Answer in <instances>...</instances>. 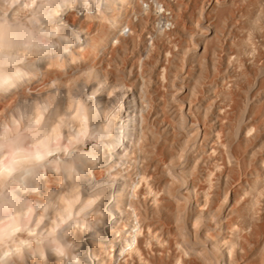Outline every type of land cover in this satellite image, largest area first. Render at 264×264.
<instances>
[{
  "label": "bare ground",
  "instance_id": "obj_1",
  "mask_svg": "<svg viewBox=\"0 0 264 264\" xmlns=\"http://www.w3.org/2000/svg\"><path fill=\"white\" fill-rule=\"evenodd\" d=\"M188 1L0 0V264H264V0Z\"/></svg>",
  "mask_w": 264,
  "mask_h": 264
},
{
  "label": "rangeland",
  "instance_id": "obj_2",
  "mask_svg": "<svg viewBox=\"0 0 264 264\" xmlns=\"http://www.w3.org/2000/svg\"><path fill=\"white\" fill-rule=\"evenodd\" d=\"M187 1H188V0H187ZM192 1H193V0H190V2H192ZM194 1H196V2H195L196 4L192 2L190 5L195 4V5H192V6H191V7H193L192 10L195 8L194 6L197 5V7L195 8V10L192 11V10H191V7H187V6H189V4H188L189 1L185 3V5L188 4V5H186V7H185L186 9H185V8H182V10H183V11H185V10H186V11H189L190 13L188 12V14L190 15L191 13H192V14L197 13V11H199V9H200V12H201V13L198 12L199 15H200V14H203L202 17H200L201 15L199 16L200 18H203V17H204V13H203V12H205V17L202 19V20H204V19H205V20H204V21H201V23L205 26V27L203 26L205 29L210 30V28L207 27V26L204 24V22L206 23V14H207V12H208L207 10H209V7L212 8V4H213L212 2H213V1L215 2V0H203L204 2H202L201 0H199V2H198V0H194ZM216 1H217V0H216ZM219 1H220V0H219ZM231 1H232V0H230V2H231ZM233 1H234V3H235V4L233 3L234 5H233V4H230V2H229V4L231 5L230 7L228 6V5H229V4H228L227 6H224V7H223V10H222V8H219V10L221 9V10H220L221 13H220V11H219L218 8H217V11H216L217 13H216V16H215V20H216L217 23H215V24H216L217 26H218V24H220L218 27H220L221 29H224V30H225V27H226V30H225V31L223 30V31L225 32V34H224V32L221 30V32H222V34H223L224 36H223V35H220V39H221L222 37H225V38L228 39V37L225 36V35H228L226 32L233 31L232 29L236 28V26H240V24H241L240 21H242V20H240V17H241L240 14H239V13H240V10H241L242 8L246 7V6H244V5H247V6H248V4L250 3L249 0H248V1L246 0V1H247V4H245L246 2H245L244 0H243L244 2H242L241 0H233ZM233 1H232V2H233ZM201 2H202V5H201ZM248 2H249V3H248ZM236 3H237V4H236ZM240 3H241V4H240ZM243 3H244V4H243ZM209 4H210L211 6H209ZM200 5L202 6V8H199V7H201ZM239 5H240V7H242V8H240ZM208 6H209V7H208ZM233 6H234V7L237 6V7H236V8H233ZM243 6H244V7H243ZM227 7H229V9H228ZM231 7H232V8H231ZM207 8H208V9H207ZM230 8H231V9H230ZM189 9H190V10H189ZM201 9H202V11H203V10H205V11L202 12ZM233 9H234V10H233ZM235 9H237V11H236ZM232 10H233V11H232ZM235 11H236V12H235ZM238 11H239V12H238ZM193 12H194V13H193ZM228 12H230V14H231V12H232L233 15H230ZM233 12H234V13H233ZM237 12H238V13H237ZM198 13H197V14H198ZM223 13H224V14H223ZM192 14H191V15H192ZM214 14H215V12H214ZM219 14H221V15H219ZM236 14H239L238 17H236V16H237ZM218 15H219L221 18H220ZM223 15H224L225 17H226V16H229V15H230V16L227 17V18H228V19H227V18H225ZM234 17H235V18H234ZM75 18H76V16L74 15V19H75ZM216 18H217V19H216ZM223 18H224V19H223ZM230 18H231V20H233V18H234L233 23H232L234 27H233V26L231 27L232 24L229 22ZM225 19H226V20H225ZM235 19H236V20H235ZM241 19H242V18H241ZM220 20H223V21L225 20V22L227 21V22L225 23L226 25H225V24H222V23H224L223 21H221L222 23H220ZM231 20H230V21H231ZM237 20H238L239 22H238ZM231 22H232V21H231ZM235 22H236V23H235ZM237 22H238V23H237ZM234 23H235V25H234ZM222 25H223V26H222ZM224 25H225V26H224ZM227 25H228V26H227ZM229 26H230V27H229ZM223 27H224V28H223ZM187 28H188V26H187ZM227 28H228L229 31H227ZM222 39H224V38H222ZM222 39H221V40H222ZM190 48H191V46H190ZM192 48H193V47H192ZM219 52H220V51H219ZM219 52H217V54H216L217 56L215 55V57H216V58H215V59H216V62L219 64V65H217V63H216L215 66H216V67L218 66V67H217V68H216V67H215V68L213 67L214 69H213L212 67L207 68V69H208V70H207V74L203 77L204 80H203V78H202L203 81H202L200 87H198V88H200V89L197 88V93H196V95H197V97H198L197 100H198V101L200 100V101H199L200 103L205 102V100H207L206 98H208L207 95H209V94H210V96H211L212 98L217 99V95H218V94H216L217 91H216V92L214 91L215 89H213V88H214L213 85H212V87H211V84H213V81H214V83H215V81H216L215 79H217V80L220 79V71H221L220 68H221V63H219L220 61H219L218 59L220 58L219 56L221 55V52H220V53H219ZM132 53H133V52L130 50V51L128 52L129 55L127 54L128 56L126 55L127 57H126L125 59L128 60V58H129V60H130L131 62H134L135 59L138 60V58H139V60H140L141 55H140V56H136V57L133 55L134 58H135V59H133V58H132V57H133V56H132ZM218 53H219L220 55H219ZM130 54H131V57H130ZM137 57H138V58H137ZM217 57H218V58H217ZM131 59H133V60H131ZM142 59L144 60L145 58L142 57ZM142 59H141V61H140L139 63H138V61H137L138 64L135 62V64H136L138 67L135 66V67L133 68V70H132V71L134 72V74H133V72H132V74H133L134 76H135V72H136V71H137V73H138V71H140V70H138L139 67H140V69H141V71H140L139 74H141V72H142V68H141V66H140V63L143 61ZM127 60H126V63H127V66H128L129 63L127 62ZM186 62H187V63H185V68H184V70H185V71L187 70L186 72H188V70H190L191 72H193V69H194L196 66L194 67L193 65H191V63H190V61H189L188 59L186 60ZM188 65H189V66H188ZM231 66H232L231 68H233V70H234L235 65H234V64H233V65L231 64ZM130 67H131V64L128 66V69L131 71ZM131 68H132V67H131ZM162 68H163V67H161V69L159 68L158 73H159L160 70H162ZM196 68H197V67H196ZM135 69H136V71H135ZM211 69H212V70H211ZM217 69H218V70H217ZM219 69H220V70H219ZM216 70H217V72H215ZM235 70H236V69H235ZM185 71H184V73H185ZM209 71H210V72H209ZM211 71H213L214 73H216V74H214V75H215L214 78L216 77V75L218 74V71H219V74L217 75V78L214 79V78L211 76V75H213V73H212ZM195 72H198V71H195ZM208 72H209V73H208ZM137 73H136V76L139 77V75H138ZM160 73H161V72H160ZM160 73H159V74H160ZM185 74H186V73H185ZM208 74H209V75L211 74V75L209 76ZM207 75L209 76V78H212V79H209L208 77H206ZM158 76H159V75H158ZM159 77H160V76H159ZM218 77H219V79H218ZM207 78H208L210 81L212 80V82H209V80H208ZM205 81H206V82H205ZM217 82H219V81H217ZM217 82H216V83H217ZM205 83H206V84H205ZM162 85H163V83L161 84V86H162ZM161 86H160V84H159V85H158L159 88H158V87H156V88H157L158 90L161 89V90H162L161 92H163V89H164L165 87L161 88ZM163 86H164V85H163ZM207 86H208V88H207ZM209 86H210V87H209ZM206 88H207V89H206ZM211 88H212V89H211ZM254 89L256 90L257 88H254ZM199 90H200V91H199ZM206 90H207L208 92H207ZM209 90H211V91H209ZM216 90H217V89H216ZM255 90H254V91H255ZM159 91H160V90H159ZM203 93H204V94H203ZM214 93H215L216 95H215ZM201 97H203V99L205 98V100L202 101V100H201V99H202ZM205 103H207V101H206ZM156 104H157V102H156ZM154 116H155V115L153 114V118H154ZM155 118L157 119V116H155ZM165 118H166V119H165ZM165 118H164V120H166V121H168V122L170 121V119H169L167 116H166ZM200 127H201V126H200ZM201 129H202V127H201ZM165 161L168 162L167 160H163V159H162V162H163V163H164ZM166 162H165V164L168 165L169 162H168V163H166ZM202 185L204 186V183H203V182H202V184H200V186H201V188H204ZM162 222H164V223H162V225H163V224L165 225V228H164V226H163V228H164L166 231H167V230L170 231V233H167L165 230H162V231H163L162 233L160 232L161 230H158L157 233L159 232V233H161V234H164V236H165L166 238H165L163 235H160V234H159V235H160L161 237L163 236L162 238L165 239L166 242H170V244H173L175 241H179V242H180V239H181V238L179 239L178 235L176 236V233H175V235L173 234L174 231H175L174 229H176L177 226H178V225H176L177 222H176V221H175V222H174V221H172V222H171V221H162ZM169 222H170V223H169ZM173 222H174V223H173ZM167 226H168V227H167ZM174 227H176V228H174ZM160 228H161V227H160ZM160 228H159V229H160ZM167 228H168V229H167ZM170 229H171V230L173 229L174 231H171ZM164 231L166 232L167 235L165 234ZM172 232H173V233H172ZM167 236H168V237L170 236L171 239H170V237L168 238ZM176 237H177V238H176ZM168 239H169V241H168ZM259 239H260V243H262V240H263V239H262L261 237H260ZM259 239H258V240H259ZM172 240H173V241H172ZM174 240H175V241H174ZM172 242H173V243H172ZM258 242H259V241H258Z\"/></svg>",
  "mask_w": 264,
  "mask_h": 264
}]
</instances>
